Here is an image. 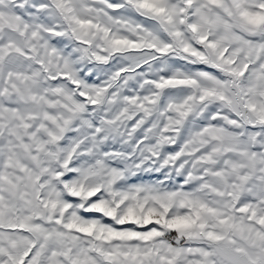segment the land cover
<instances>
[{
	"label": "rangeland",
	"instance_id": "374dc122",
	"mask_svg": "<svg viewBox=\"0 0 264 264\" xmlns=\"http://www.w3.org/2000/svg\"><path fill=\"white\" fill-rule=\"evenodd\" d=\"M0 60V264H264V0H0Z\"/></svg>",
	"mask_w": 264,
	"mask_h": 264
},
{
	"label": "crops",
	"instance_id": "0c3cea01",
	"mask_svg": "<svg viewBox=\"0 0 264 264\" xmlns=\"http://www.w3.org/2000/svg\"><path fill=\"white\" fill-rule=\"evenodd\" d=\"M202 13H204L205 15H208V16H206L207 18H210L212 15H214V16H217V17H219V16H223V15H220V13H213L212 11H209V10H202ZM194 15L195 14H193V17H194ZM203 19H205V17L203 18ZM231 20V19H230ZM206 26V25H205ZM4 64H5V62H4V60H0V66H2V68H4L5 66H4ZM11 67H14V66H11ZM5 96H3V97H1L2 98V101L5 99L4 98ZM11 202V201H10ZM3 205H4V202H1ZM16 203L17 202H15L14 204H12V202H11V205L13 206V211H14V208H15V206H17L16 205ZM13 214H14V212H13ZM2 219H4V218H2ZM4 222H5V220H1L0 221V227L2 226V225H7V224H4ZM3 230V229H2ZM1 235H2V241L3 242H5L6 243V245L8 244H12L13 245V242H11V239L10 238H6V235H5V231L3 232V231H1Z\"/></svg>",
	"mask_w": 264,
	"mask_h": 264
}]
</instances>
